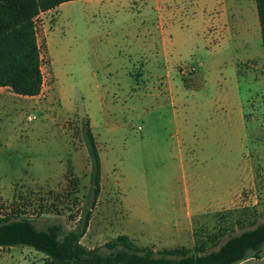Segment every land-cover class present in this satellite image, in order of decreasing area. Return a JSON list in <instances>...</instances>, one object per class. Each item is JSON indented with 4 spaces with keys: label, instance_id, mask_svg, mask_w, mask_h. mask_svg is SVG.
<instances>
[{
    "label": "rangeland",
    "instance_id": "1",
    "mask_svg": "<svg viewBox=\"0 0 264 264\" xmlns=\"http://www.w3.org/2000/svg\"><path fill=\"white\" fill-rule=\"evenodd\" d=\"M161 1L71 0L35 17L40 90L0 87V215L74 227L86 202L87 121L100 172L85 247L105 251L117 234L153 250L190 247L186 214L198 205L208 209L190 217L192 241L221 233L209 250L264 221L254 2ZM223 186L231 201L214 209ZM44 262L28 246L0 247V264Z\"/></svg>",
    "mask_w": 264,
    "mask_h": 264
},
{
    "label": "trees",
    "instance_id": "2",
    "mask_svg": "<svg viewBox=\"0 0 264 264\" xmlns=\"http://www.w3.org/2000/svg\"><path fill=\"white\" fill-rule=\"evenodd\" d=\"M71 0H0V87L21 96L38 94L42 84L41 58L36 41L35 17ZM260 45L264 47V0H253ZM83 136L89 157L88 185L83 211L74 227L65 229L53 222L36 228L19 214L0 215V247L25 245L45 256L43 264H235L256 256L264 244V221L229 234L214 249L217 235L194 236L190 247L175 246L153 250L134 243L126 234H117L100 247L87 248L80 237L87 227L90 208L98 194L100 163L94 136L87 121ZM221 231V230H220ZM209 241V244L207 243Z\"/></svg>",
    "mask_w": 264,
    "mask_h": 264
},
{
    "label": "crops",
    "instance_id": "3",
    "mask_svg": "<svg viewBox=\"0 0 264 264\" xmlns=\"http://www.w3.org/2000/svg\"><path fill=\"white\" fill-rule=\"evenodd\" d=\"M132 2L134 1H139L142 4H154L155 8H158V5L156 4H161V0H130ZM218 18H212L211 24H216ZM213 32L217 33L215 30ZM224 188V189H223ZM223 191L219 188L218 194L215 198L216 204L214 209L219 208L220 206L227 205L231 201V192L227 191L226 188L223 186ZM222 192V193H221ZM208 208H200V205L196 206L193 210V212L190 214L189 212L186 214L188 217V220L186 224H188L187 232H188V240L190 241V244H192V238L190 237V217L199 215L206 211ZM184 228H182L183 231ZM177 246H182V245H177ZM190 246V245H189ZM235 264H264V244L260 247V249L257 251L256 256L249 255L246 258L236 262Z\"/></svg>",
    "mask_w": 264,
    "mask_h": 264
}]
</instances>
